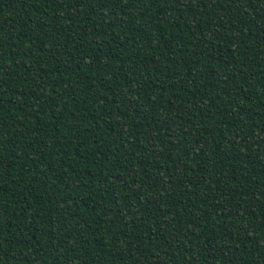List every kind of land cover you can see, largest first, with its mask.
<instances>
[{
    "label": "trees",
    "instance_id": "16d2710c",
    "mask_svg": "<svg viewBox=\"0 0 264 264\" xmlns=\"http://www.w3.org/2000/svg\"><path fill=\"white\" fill-rule=\"evenodd\" d=\"M0 264H264V0H0Z\"/></svg>",
    "mask_w": 264,
    "mask_h": 264
}]
</instances>
